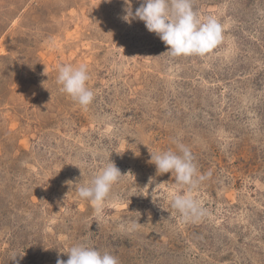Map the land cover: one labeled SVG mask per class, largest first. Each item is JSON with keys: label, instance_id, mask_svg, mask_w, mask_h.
<instances>
[{"label": "rangeland", "instance_id": "obj_1", "mask_svg": "<svg viewBox=\"0 0 264 264\" xmlns=\"http://www.w3.org/2000/svg\"><path fill=\"white\" fill-rule=\"evenodd\" d=\"M125 7L0 0V264H57L81 243L119 264H264V0H193L223 29L204 56L172 57ZM69 64L88 69L87 109L57 83ZM180 144L206 176L199 219L150 163ZM110 160L125 175L97 213L78 189Z\"/></svg>", "mask_w": 264, "mask_h": 264}, {"label": "clouds", "instance_id": "obj_2", "mask_svg": "<svg viewBox=\"0 0 264 264\" xmlns=\"http://www.w3.org/2000/svg\"><path fill=\"white\" fill-rule=\"evenodd\" d=\"M111 2V0H106ZM126 7L121 17L126 23L143 21L149 32L155 33L167 46L172 57L204 56L221 43L222 25L213 17L201 20L193 8V0H142L133 12L132 0H124ZM90 79L85 65H61L57 83L60 90L81 107L87 109L94 101V92L88 87ZM180 154L171 150L151 153L150 163H154L157 173L175 175L179 188H187L185 194L176 195L172 207L186 219H199L206 214L192 192L206 179L198 174L194 158L189 148L178 145ZM111 161V160H110ZM125 174L114 162L108 163L92 179L79 187L78 195L88 200L100 213L110 198L112 188ZM210 176V173L207 174ZM153 178H149V183ZM71 184L72 182H66ZM66 261L57 259V264H119L117 257L109 252L81 243L72 246L67 252ZM17 257V256H16Z\"/></svg>", "mask_w": 264, "mask_h": 264}]
</instances>
